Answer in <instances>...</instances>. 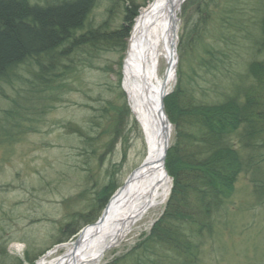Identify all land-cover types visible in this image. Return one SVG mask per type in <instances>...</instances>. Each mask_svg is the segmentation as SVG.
Wrapping results in <instances>:
<instances>
[{
	"label": "trees",
	"instance_id": "16d2710c",
	"mask_svg": "<svg viewBox=\"0 0 264 264\" xmlns=\"http://www.w3.org/2000/svg\"><path fill=\"white\" fill-rule=\"evenodd\" d=\"M119 1L122 21L111 27L108 19L92 20L95 0H0V83L16 78L21 66L34 65L24 94L18 95L22 101L14 99L6 111L9 140L23 122L37 129L30 124L66 94L77 90L87 95L92 89L83 86L82 73L95 66L99 55L123 58L139 5ZM215 17L219 26L198 61L204 84L190 82L188 73L186 80L178 65L175 87L164 97L174 135L165 156L172 184L163 212L142 240L109 264L123 258L135 264H199L205 240L226 222L241 174L249 177L253 198L264 203V0H224ZM119 84L106 86L117 92L116 101L123 100ZM114 99L98 98L100 105L90 106L85 128L65 127L79 132L85 146L96 144L97 128L100 134L114 135L121 112L127 110ZM113 188L111 178L90 208L106 203ZM79 217L86 223L97 218L83 212L69 216L54 244L75 236L84 224H77ZM25 260H30L28 251Z\"/></svg>",
	"mask_w": 264,
	"mask_h": 264
},
{
	"label": "rangeland",
	"instance_id": "374dc122",
	"mask_svg": "<svg viewBox=\"0 0 264 264\" xmlns=\"http://www.w3.org/2000/svg\"><path fill=\"white\" fill-rule=\"evenodd\" d=\"M135 2L140 10L148 0ZM223 7L224 0L181 2L177 14L175 68L181 65L184 78L187 80V75H191L190 82L195 79L199 85L204 84L198 61L203 54L202 47L213 41V31L219 26L215 16L220 15ZM123 10L119 0H95L91 18L95 24L108 19L110 26L116 27L122 21ZM124 56L119 60L115 53L99 55L94 61L95 66L82 73L83 86L92 89L87 95L77 90L66 94L38 123L30 124L37 129L30 130L29 122H23L21 131L16 132L12 140H9L11 136L6 137L5 129L9 126L6 111L14 105V99H21L18 95L24 94L34 65L21 66L16 78L9 83H0V249L3 250L0 264H14L18 259L22 264H36L61 243L54 244L69 216L83 212L88 213L91 220L97 217L87 223L79 217L77 224L84 223L79 232L100 217L110 197L123 185L132 168L128 156L133 144L131 140L136 134V125L129 115L121 87ZM106 65L110 66L109 70L104 68ZM176 69L174 82L165 96L175 87ZM164 70L165 64L161 60L160 73ZM117 80L123 100L117 98L116 101L117 92H108L106 86L116 85ZM105 97L113 98L117 104L123 101L127 110L121 112L114 135L100 134L101 129L97 128L94 130L96 144L85 146L79 132H73L65 125L85 128L90 106H99L97 99L102 101ZM173 135L171 124L168 146L173 142ZM111 178L114 188L107 202L90 208L96 192ZM171 184L172 180L170 188ZM166 200L161 206L148 210L123 241L105 252L100 264L112 263L142 240L163 212ZM228 207L229 213L224 218L227 223L220 224L215 234L205 240L199 264H264V203L257 202L251 195L247 175L238 177ZM26 251L30 260H25ZM62 252L63 248H59L48 258ZM116 264L135 262L123 258Z\"/></svg>",
	"mask_w": 264,
	"mask_h": 264
},
{
	"label": "bare ground",
	"instance_id": "6f19581e",
	"mask_svg": "<svg viewBox=\"0 0 264 264\" xmlns=\"http://www.w3.org/2000/svg\"><path fill=\"white\" fill-rule=\"evenodd\" d=\"M183 0H148L134 18L122 63L124 91L136 134L131 140L129 173L110 197L101 217L77 236L61 242L36 264H100L105 252L117 246L139 224L144 214L161 206L170 191L165 169L164 139L160 134V98L175 78L177 14ZM165 70L160 73V61ZM170 136L171 126H165ZM59 248L63 252L48 256Z\"/></svg>",
	"mask_w": 264,
	"mask_h": 264
},
{
	"label": "water",
	"instance_id": "95a60500",
	"mask_svg": "<svg viewBox=\"0 0 264 264\" xmlns=\"http://www.w3.org/2000/svg\"><path fill=\"white\" fill-rule=\"evenodd\" d=\"M172 48L176 54V42H175V40L172 43ZM176 61H177V59H175V63H176ZM164 96H165V93H162L161 98H160L161 119H162V123H163V128H161L160 134H161V136H163V139H164V155H166V151H167L168 143H169V134L166 131L165 126H171V123H170V121H169V119L165 113V110H164V103H163ZM101 215H100V217H101Z\"/></svg>",
	"mask_w": 264,
	"mask_h": 264
}]
</instances>
